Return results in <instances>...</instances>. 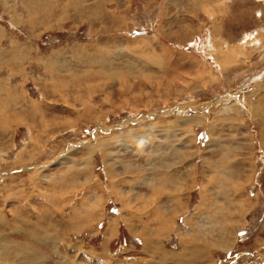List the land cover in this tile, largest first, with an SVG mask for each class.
I'll list each match as a JSON object with an SVG mask.
<instances>
[{"label":"rangeland","instance_id":"374dc122","mask_svg":"<svg viewBox=\"0 0 264 264\" xmlns=\"http://www.w3.org/2000/svg\"><path fill=\"white\" fill-rule=\"evenodd\" d=\"M24 1L0 0V80L8 84L2 96L21 99L22 115L0 128V193L10 199L0 208L29 218L49 210L58 226L73 213L81 229L36 244L38 263L64 264L68 257L82 264H179L163 252L178 254L196 242L210 259L191 264H264V0H26V7ZM52 6L54 18L46 22ZM211 139L238 146L229 159L240 193L212 182L209 161L222 158ZM92 140H104L108 161L101 148L85 151ZM85 166L87 181L73 172ZM162 175L159 209L150 204L129 216L111 192L144 195L151 192L146 183ZM12 184L19 201L1 190ZM180 196L183 206L175 209ZM127 221L154 240V252ZM220 223L230 229L219 230Z\"/></svg>","mask_w":264,"mask_h":264},{"label":"bare ground","instance_id":"6f19581e","mask_svg":"<svg viewBox=\"0 0 264 264\" xmlns=\"http://www.w3.org/2000/svg\"><path fill=\"white\" fill-rule=\"evenodd\" d=\"M24 1V0H23ZM31 1V0H30ZM54 1V0H53ZM71 1V0H70ZM73 1V0H72ZM41 2V1H40ZM60 2V1H59ZM76 2V1H75ZM79 2H81V0L79 1ZM207 2V1H206ZM205 2V3H206ZM30 2H28L27 1V3H26V0L24 1V5L23 6H27V5H30L29 4ZM42 3V2H41ZM84 3V2H83ZM55 4V3H54ZM64 4V3H63ZM78 4V1L76 2V5ZM33 5V4H32ZM51 5V4H50ZM74 4H71L70 6H73ZM81 5V4H80ZM33 6H35V5H33ZM201 6V5H200ZM204 7V6H203ZM51 8V9H50ZM49 9H48V14L46 15V19H45V21L46 22H50L53 18H54V16L52 17L51 15H52V13L54 12L53 11V9H54V7L52 6V7H50ZM58 8V7H57ZM209 8V7H208ZM215 8V7H214ZM66 9V8H65ZM35 10V9H34ZM39 10V9H38ZM211 10V9H210ZM29 11V10H28ZM32 11V10H31ZM31 11H29V12H31ZM78 11V10H77ZM41 12V11H40ZM65 12H66V10H65ZM218 12V11H217ZM35 13H36V11H35ZM214 13V12H213ZM32 14V13H31ZM29 16V15H28ZM31 17V16H30ZM32 17H33V15H32ZM34 17H36V16H34ZM35 20H36V18H35ZM42 20V19H41ZM32 21V20H31ZM36 22V21H35ZM34 23V22H33ZM44 24V23H43ZM31 25H33V24H31ZM52 25V24H51ZM1 31V30H0ZM1 38H3V37H1ZM18 48V47H17ZM14 51V50H13ZM18 51V50H17ZM17 51L15 50V53H17ZM84 51V50H83ZM14 53V52H13ZM20 53V52H19ZM89 53V52H88ZM222 54V53H221ZM20 55V54H19ZM3 55H2V53L0 52V61H2V59H3V57H2ZM16 56V55H15ZM26 57V56H25ZM24 57V58H25ZM101 57V56H100ZM149 57V56H148ZM19 58L18 57H16V60H18ZM225 59V58H224ZM20 60H22V58L20 59ZM29 60V59H28ZM39 60V59H38ZM44 60V59H43ZM148 61L150 60V61H153L154 63H158L157 61V56H151L150 55V58H148L147 59ZM41 61V60H40ZM152 62V63H153ZM17 64V63H16ZM44 64H46V65H48V67H50V65H52L51 63H50V61H46V63H44ZM13 65V64H12ZM15 66V65H14ZM51 68H52V66H51ZM13 69H15V68H13ZM46 69V68H45ZM15 71V70H14ZM103 71V70H102ZM19 73V72H18ZM110 73H112V72H110ZM107 74V73H106ZM114 74H116L115 72H114ZM114 74H112V75H114ZM108 75V74H107ZM107 77V76H106ZM2 79H4V78H2ZM11 85V84H10ZM7 86H8V84H7ZM7 86H5L4 85V83L2 84L1 83V80H0V101H2L1 103H3L4 104V106H3V108H4V110H3V108H0V128H2L3 129V127L5 126V122H7V120H6V118H8L9 120H10V118L12 119V118H14L15 120H19L21 117L20 116H22L19 112H18V110H16V107H17V105H19V102H20V100L18 101V100H15V96H12V97H10V98H5V97H3L2 95H3V88H7ZM6 90V89H5ZM7 91V90H6ZM16 91V90H15ZM23 92V91H22ZM7 93H8V91H7ZM18 93V92H17ZM21 95V94H20ZM25 96V95H24ZM13 99V100H12ZM258 102V101H257ZM32 104V103H31ZM26 105H29V103H26ZM256 105H258V104H256ZM14 106V107H13ZM34 106V105H33ZM2 107V106H1ZM9 108H11V109H9ZM28 108H30V107H28ZM177 108V107H176ZM176 108H171L170 109V112L173 110V111H175V110H177ZM260 108V107H259ZM263 109V108H262ZM20 110V109H19ZM39 110V114H42V112H40V109H38ZM179 110V109H178ZM258 110V109H257ZM256 110V111H257ZM260 110V109H259ZM168 111V110H167ZM32 112V111H31ZM38 112V111H37ZM164 112V111H163ZM162 112V113H163ZM176 113V112H175ZM25 114H26V112H25ZM34 114V113H33ZM44 114V113H43ZM165 114V113H164ZM151 115V114H150ZM264 115V114H263ZM150 118V117H149ZM4 119L6 120V121H4ZM13 119V120H14ZM44 119V118H43ZM148 119V118H147ZM8 120V121H9ZM186 120L188 121V119H182V120H179V121H185L186 122ZM177 122V124H174V126L176 125H179L180 124V122ZM151 122V121H150ZM185 122H182V124L183 125H185ZM10 123V122H9ZM151 124V123H150ZM125 125V124H124ZM123 125V126H124ZM155 125V124H154ZM157 125V124H156ZM160 125V124H159ZM162 125V124H161ZM45 126V125H44ZM150 126V125H149ZM7 127V126H6ZM160 127V126H159ZM150 128V127H149ZM158 128V127H157ZM175 129V128H174ZM174 129H173V131H174ZM185 130H188V129H186V127L184 128ZM127 130V129H126ZM161 130V129H160ZM176 130V129H175ZM134 131V130H133ZM135 131H137V130H135ZM134 131V132H135ZM147 132L148 131H150V129H148V130H146ZM165 131L167 132L166 133V135L168 136V135H170L169 134V131H171V130H168L167 128H165ZM172 132V131H171ZM186 132V131H185ZM131 133V132H130ZM136 133H138V132H136ZM189 133V132H188ZM154 134V133H153ZM158 134V133H157ZM172 134V133H171ZM174 134H176V133H174ZM186 134V133H185ZM184 134V135H185ZM127 136V135H126ZM125 136V137H126ZM129 136H130V134H128V138H126L127 140H129ZM154 136V135H153ZM160 136V135H159ZM172 136V135H171ZM174 136V135H173ZM111 137V136H110ZM115 137V136H114ZM130 137H132V136H130ZM145 137V136H144ZM96 138V137H95ZM116 138V137H115ZM173 138V137H172ZM175 138V137H174ZM190 138V137H189ZM98 139H99V137H98ZM118 139V138H117ZM124 139V138H123ZM126 139H124V141L125 142H127L126 141ZM147 139H148V137H147ZM159 139H161V138H159ZM180 140H181V138H179ZM183 139V138H182ZM97 140V139H96ZM91 141V142H88L86 145H85V151L86 150H88L89 152V155L91 154V153H93L95 150H97L98 148H101L102 150H100V151H102L101 153L103 154H101V156H103V158H104V161H108V159H106L107 158V154H106V150H108V149H106L105 148V143L103 142L104 140H102V141H100V140H98V141ZM186 140V139H185ZM260 140H261V142L264 144V118L262 119V128H261V131H260ZM144 141V140H143ZM145 141H147L146 140V138H145ZM170 141V140H169ZM231 141V140H230ZM230 141H229V143H230ZM236 141V140H235ZM95 142V143H94ZM110 142H112V139H111V141H109V143ZM152 142H153V140H152ZM171 142H173V141H171ZM155 143H157V142H155ZM186 143H188V142H184L183 144L185 145ZM191 143V142H190ZM224 143V142H223ZM222 143V140H220V139H216V140H214V139H211V142L209 143V144H211V146L213 145L214 147H219V149H217V151L218 152H220L221 154V157L220 158H222V160H219V161H209V166H210V170L212 171V182H214V184H223V186H224V188L222 187V189H225L227 186H228V188L230 187L231 188V190L232 189H235L236 191H237V193H240V190H241V187L238 185V184H236L235 183V181H233V179H234V176L236 175V171L235 170H233L234 168H233V165H232V161L233 160H230L229 158H230V156L231 155H233V154H231V150L233 149V148H238V146L236 145V146H234L233 144H229V143H225L223 146H221V144H223ZM107 144V143H106ZM110 144H112V143H110ZM163 144H164V142H163ZM227 144L229 145V146H227ZM150 145V144H149ZM151 146H153V145H151ZM188 146V145H187ZM186 146V147H187ZM182 147V146H181ZM83 148V149H84ZM164 148H166V147H164ZM177 148H178V146H177ZM183 148V147H182ZM181 148V149H182ZM179 150V153H180V148H178ZM216 149V148H215ZM239 149V148H238ZM134 150V149H133ZM166 150V149H165ZM237 151V150H236ZM184 152V151H183ZM164 154H165V152H163ZM187 153V152H186ZM233 153V152H232ZM235 153V152H234ZM163 154V155H164ZM111 155V153H108V156H110ZM114 155H116V153H114ZM216 155V154H215ZM155 156V155H154ZM162 156V155H161ZM179 155L177 154V158H179L178 157ZM182 157V156H181ZM152 158V157H151ZM175 158V157H174ZM167 160V156L165 155V156H163V162H165ZM157 161V160H156ZM161 161V160H160ZM172 161V160H171ZM171 161H170V163H171ZM87 162H88V159H87ZM227 162V164H225ZM153 163V162H152ZM151 163V164H152ZM112 164V163H111ZM121 164H123L122 162H121ZM159 164V163H158ZM163 164H166V163H163ZM106 165L110 168V170H112L111 168H112V166L109 164V163H107L106 162ZM150 165V164H149ZM155 165H157V164H155ZM173 165V164H172ZM171 165V166H172ZM50 166V165H49ZM153 166V165H152ZM208 166V167H209ZM212 166L214 167L213 169H212ZM156 166H154V168H155ZM159 167V166H158ZM82 168V167H81ZM80 168V169H81ZM114 168V167H113ZM143 168H144V166H143ZM167 168V167H166ZM72 169V168H71ZM77 170L75 171H73V172H75L76 174L78 173H80V172H83L82 174H84L85 175V177H86V181L89 179V177H88V170L86 169V166L85 167H83V169H79V168H76ZM146 168H144V170H145ZM173 169H174V167H173ZM175 169H178V167L177 168H175ZM240 169V168H239ZM80 170V171H79ZM114 170V169H113ZM161 170V169H160ZM162 170H164L165 171V169H162ZM179 170V169H178ZM191 170V169H190ZM67 171V170H66ZM68 171H70V170H68ZM79 171V172H78ZM148 171V170H147ZM175 171V170H174ZM72 171H70L69 173H67V174H69L68 176H73L75 173H73ZM140 172H141V169H140ZM143 172V171H142ZM151 172V171H150ZM167 172H169V171H166V175L168 176V174L169 173H167ZM181 172V171H180ZM180 172H179V175H180ZM148 173V172H147ZM158 173V172H157ZM171 173V172H170ZM177 173V172H176ZM176 173H175V175H176ZM183 173H184V171H183ZM67 174H65V172L63 173V175H67ZM108 174H110L109 173V171H108ZM151 174V173H150ZM153 174H154V171H153ZM156 174V173H155ZM117 175V174H116ZM169 175H171V174H169ZM241 175V174H240ZM68 176H62L63 178H65V177H68ZM111 176V175H110ZM151 176V175H150ZM160 176V175H159ZM173 176V175H172ZM190 176V175H189ZM165 176L164 175H162V178H160V179H155L156 178V176H155V180H156V184L154 183H152V182H150V183H146V185H148V187L149 188H151V192H149V193H147V194H144V195H142V194H138V193H127V194H124V193H119V192H116L115 191V189L112 187V186H115V183H116V181H111V187H112V190H111V192L112 193H114V197L117 199V201H119V203L121 204V205H123V208L125 209L126 208V210H127V208H129L130 209V211H128V212H130L129 213V216H133L134 214H140V213H143V211L146 209V207L148 206V205H152V204H154V206L156 207V208H160L162 205L164 206V204L162 203V202H160V198H161V196H162V192L163 193H165L164 192V190H166L165 189V185H166V183H165V178H164ZM210 177V176H209ZM74 178H75V176H74ZM77 178V177H76ZM176 178V177H175ZM179 178V177H178ZM177 178V179H178ZM70 179H72L71 177H70ZM167 179V178H166ZM148 180V179H147ZM146 180V181H147ZM150 180V179H149ZM152 181H153V179H152ZM176 181V180H175ZM180 181V180H179ZM62 182H64V180L62 181ZM61 182V183H62ZM71 182V181H70ZM80 182V181H79ZM142 182V181H141ZM170 182V181H169ZM173 182V181H172ZM171 182V183H172ZM211 182V181H210ZM68 183V182H67ZM73 183V182H72ZM75 183V182H74ZM127 183H128V181H127ZM184 183V182H183ZM144 184V183H143ZM61 185V184H60ZM81 185V184H80ZM180 187H178V186H175V187H173V189H172V191H171V193H173V194H175V191H177V193H179L182 189H183V187L181 186V185H179ZM207 186V185H206ZM14 187H15V185H13L12 184V186H10V187H8V186H4V185H2L1 186V190L3 191V188H5L6 189V191H8L9 193V196H12L13 198L12 199H14L13 201H19L20 200V196L19 195H17L16 193V190H14ZM60 187V186H59ZM110 187V188H111ZM8 188H10V189H8ZM56 188V187H55ZM168 188V187H167ZM170 188V187H169ZM168 188V189H169ZM121 189V188H120ZM168 189H167V192H168ZM204 189V188H203ZM121 190H123V189H121ZM118 191V190H117ZM224 191V190H223ZM235 191V192H236ZM169 193V192H168ZM167 194V193H166ZM165 194V195H166ZM203 194V193H202ZM164 195V194H163ZM172 194H168V196L169 197H172L171 196ZM19 196V197H18ZM211 196V195H210ZM98 197V196H97ZM205 197H206V195H205ZM212 197V196H211ZM210 197V198H211ZM225 197H227L226 195H225ZM100 198V197H99ZM178 198V197H177ZM176 198V199H177ZM208 198V197H207ZM11 199V200H12ZM8 200H10V199H8ZM8 200H6L5 198H4V195H2V193H0V202H2V204H3V202H5V203H7V201ZM182 200V197L180 196L178 199H177V201L175 200V202H174V200L172 201V202H174V203H172L173 205L175 204V209H177V207H179V208H182L181 206H183V205H181V203L179 202V201H181ZM212 200V199H211ZM232 200H233V198H231V197H227V201H228V203H230V204H235L234 202H232ZM88 201V200H87ZM98 201H100V200H98ZM162 201V200H161ZM166 201V200H165ZM214 202V201H213ZM239 202V201H238ZM4 203V204H5ZM88 203V202H87ZM133 203V204H132ZM18 204V203H17ZM237 204H239V203H237ZM13 206V205H12ZM16 206V205H15ZM27 206V205H26ZM236 206V210L237 211H239V212H241L240 211V207H242L243 206V204H239V205H235ZM17 207H18V205H17ZM75 207V206H74ZM95 207V206H94ZM94 207L93 208H91L90 210L91 211H89V212H85L86 214H84L83 212H79V214L80 213H83L84 215H82V216H84V217H87V215H90L91 213L90 212H93V211H95L94 210ZM150 207V206H149ZM4 207H2V209L0 208V262H2V264H8L9 262H11L10 260L11 259H14V261L12 260V262H16V264H22L21 262H27L28 264H36V263H38V262H40V263H43V261H42V259H39L38 257H40L41 255V253H39L38 251H36L35 250V246H36V244H40L41 242H56V240L58 239H60L62 236L61 235H64V236H66V235H68V233H69V230H71V231H73V232H76V231H79V230H81L80 228H78V227H76V226H74V224L76 223L74 220H73V218H77V219H75V220H78L79 219V216H75V214H71L70 216H72L71 218L68 216V218L67 219H62L61 220V223H60V226H58L59 225V222L57 221H53V219H52V212L51 211H45L44 213H42V214H37L36 213V216H35V218L34 217H32V218H34V219H32V218H29V217H27V215L25 216V215H23L21 212H19L18 210H16L15 209V211H12V210H9V209H11L10 207H9V209L7 208V207H5V209H3ZM87 208V207H86ZM96 208V207H95ZM23 209H24V206H23ZM22 209V210H23ZM164 209V208H163ZM9 210V211H8ZM86 210V209H85ZM101 210V209H100ZM170 209H168V211H169ZM174 210V209H173ZM165 213H166V211H164ZM173 213V212H172ZM227 213H229V212H227ZM156 215V214H155ZM63 216V215H62ZM75 216V217H74ZM141 216V215H140ZM58 217V216H57ZM165 217V216H164ZM62 218V217H61ZM130 218V217H129ZM58 219H60V217L58 218ZM156 219H159V218H156ZM137 221V220H136ZM228 221V223L231 225V223H230V221H233V222H237L238 220H235V219H233V220H230L229 218H226V219H224V222L226 223ZM128 222V221H127ZM40 223H44L45 224V226H42ZM137 223V222H136ZM166 223V222H165ZM185 223V222H184ZM194 223L195 224H197L196 223V221L195 222H193V225H192V228L194 229L195 227H194ZM227 223V224H228ZM191 224V223H190ZM221 224V223H220ZM235 224H237V223H235ZM146 225V224H145ZM214 225V224H213ZM222 225V224H221ZM57 226V227H56ZM110 226V225H109ZM112 226V229H107V230H105V232H107V231H109V233H111L113 230H114V225L112 224L111 225ZM116 226V225H115ZM127 227H128V229L132 232V233H134V234H137V235H140V236H142V238H143V245L144 246H148L149 247V249H153V252L155 251L154 250V246H153V244H154V240H152L151 241V239L149 238L150 236H148L146 233H143V232H141V231H138V230H136L135 229V224L133 223V222H131V221H129L128 223H127V225H126ZM158 226V225H157ZM166 226V225H165ZM196 226V225H195ZM229 225H227V226H219V230H221V231H225L226 229H230L229 227H228ZM202 227V226H201ZM209 227V226H208ZM223 227H225L223 230H222V228ZM72 228V229H71ZM143 228H145V227H143ZM165 228V227H164ZM192 229L191 228V225H190V227L188 226L187 227V229ZM58 229V230H57ZM170 229V228H169ZM188 229V230H189ZM207 229V226L205 227V229L204 230H202L201 232H204L205 230ZM209 229H212V228H209ZM200 230V229H199ZM208 230V229H207ZM12 232V233H10V232ZM52 231H55V235L54 234H52ZM169 231V230H168ZM193 231V230H192ZM154 232V231H153ZM77 233V232H76ZM108 233V232H107ZM148 233V232H147ZM221 233V232H220ZM223 233H225V232H223ZM228 233V232H227ZM111 235V234H110ZM184 235H185V233H184ZM190 235V234H189ZM188 235V236H189ZM61 236V237H60ZM205 236V235H204ZM52 238H55V239H53L52 240ZM62 238H64V237H62ZM148 238V239H147ZM190 238L191 237H189V243H191V241H190ZM223 238H225L224 236H223ZM223 238H221V240L223 239ZM150 239V240H149ZM183 239V238H182ZM186 240V239H185ZM60 241H62V240H60ZM68 239H67V237L63 240V242H62V244L64 243V245H65V250H68L69 248H72V246H71V244H69L70 242L68 241ZM188 241V240H187ZM187 241H186V243H187ZM53 243V244H54ZM184 243V242H183ZM216 243V242H215ZM52 244V245H53ZM152 244V245H151ZM206 244V243H205ZM204 244V245H205ZM228 244V242L227 241H225V243L223 244V246L224 245H227ZM203 245V244H202ZM222 245V244H221ZM75 246V248H76V246H78V244L77 245H74ZM153 246V247H152ZM222 246V247H223ZM56 248V247H55ZM80 248V246L79 247H77L76 249H79ZM145 248V247H144ZM74 249V248H73ZM158 249V248H157ZM165 251V250H164ZM105 252V251H104ZM147 252V251H146ZM85 253V252H84ZM89 253H94V252H91V251H89ZM106 253V252H105ZM164 254H163V257L165 258H172L173 260H171V262H177V263H179V264H191V263H196V262H200V263H205V262H207L209 259H210V257H208V255H207V253H206V250L204 249V247H202L201 246V244L199 245L198 243H196V242H193V244H188V246L186 245V247L182 250V251H180V253H178V254H175V253H172V252H167V251H165V252H163ZM184 253V254H183ZM55 254V253H54ZM66 254V253H65ZM107 254V253H106ZM166 254V255H165ZM89 255V254H88ZM63 256H64V254H63ZM161 257V256H160ZM91 258V257H90ZM93 258V257H92ZM95 258V257H94ZM65 259H66V262H67V259H69L68 257H65ZM77 260V259H76ZM182 260V261H181ZM35 261V262H34ZM120 261V260H119ZM159 261V260H158ZM65 262V263H66ZM40 263H38V264H40ZM64 263V262H63ZM64 263V264H65ZM67 264H82V262H76L75 261V259L74 260H68V262H67ZM84 264V263H83ZM157 264H158V262H157Z\"/></svg>","mask_w":264,"mask_h":264}]
</instances>
